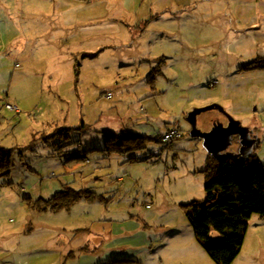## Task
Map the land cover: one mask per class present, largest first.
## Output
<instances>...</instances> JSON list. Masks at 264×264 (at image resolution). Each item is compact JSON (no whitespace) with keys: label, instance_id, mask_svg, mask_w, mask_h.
<instances>
[{"label":"rangeland","instance_id":"1","mask_svg":"<svg viewBox=\"0 0 264 264\" xmlns=\"http://www.w3.org/2000/svg\"><path fill=\"white\" fill-rule=\"evenodd\" d=\"M121 1L72 0L79 20L72 23L52 0H0V149L9 151L8 164L0 163V264H63L76 250L58 244L53 228L68 222L119 226L127 264H217L186 214L185 205L206 195L208 154L186 121L194 108L218 104L255 129L264 164V68L247 66L264 58V39L229 32L235 25L226 17L208 16L212 0L149 23L156 3L142 0L130 10L134 24L119 11L107 19ZM91 8L100 15L89 23ZM15 29L29 38L19 58L9 42ZM121 143L122 151L106 149ZM63 191L88 198L54 211L48 200ZM143 242L154 245L144 261L131 249ZM189 243L194 256L176 255L175 245ZM230 264H264L259 214Z\"/></svg>","mask_w":264,"mask_h":264},{"label":"trees","instance_id":"2","mask_svg":"<svg viewBox=\"0 0 264 264\" xmlns=\"http://www.w3.org/2000/svg\"><path fill=\"white\" fill-rule=\"evenodd\" d=\"M247 66L264 68V58H256ZM75 69H78V65ZM258 145L259 142L252 155L244 161L227 159L217 162L207 155L206 169L203 171L206 179L205 199L185 205L197 241L217 264H230L235 258L251 214L257 213L264 218V164L254 154ZM123 146L122 143L107 145L106 149L122 151ZM233 147L236 152L239 147L237 138H234ZM8 156V150L0 149V163L7 165ZM81 198L88 197L80 192L67 194L63 191L48 201L57 202L52 209L60 211ZM81 231L84 230L75 232Z\"/></svg>","mask_w":264,"mask_h":264},{"label":"crops","instance_id":"3","mask_svg":"<svg viewBox=\"0 0 264 264\" xmlns=\"http://www.w3.org/2000/svg\"><path fill=\"white\" fill-rule=\"evenodd\" d=\"M52 1L54 2V9L57 10L58 14L62 15L66 12L67 16L72 18L73 20L72 23L79 22L78 14H75V21H74V14L73 13L71 14L74 4H71L69 2L72 0H52ZM80 1L90 2L92 0H80ZM100 1L102 0H98V2ZM141 1L142 0H132V1L122 0L121 2L116 3L115 6L111 5L113 11L108 13L107 19L111 17L109 19L111 20L114 16H116L117 11H119L123 17L127 14L132 19V23L134 24L137 19V15L134 16L130 15V10L134 9L135 6H137V3ZM207 1L210 0H184V1L154 0V2L156 3V7H154L155 14L154 16H151V18L147 22L149 23V21L151 20L157 21L160 18H162L165 21L170 20V18H172L173 13L176 11L194 12L197 9L201 8L200 6L201 2L203 3ZM212 1H215L216 5L209 10L211 14L208 16H210L211 18L220 16L222 19L226 17L228 23H233L235 25L233 27L234 30L230 31L229 29V32H234V34L238 37H250V35L255 36L256 34V36L264 39V0H212ZM39 6L42 7L41 5ZM2 7H4V5L0 3V9ZM32 7H28V9L33 10L34 7L33 8ZM208 8L209 7L200 10L206 11ZM114 11L115 14H113ZM98 15L100 14L99 13L97 14V12L95 10H92L91 8L88 11L87 19L85 20H87L89 23L95 22L96 17ZM200 16H205V13L200 12ZM22 18H25V14H22ZM118 23L122 24L119 20ZM26 28L30 29L29 30L30 33H28L30 34L29 36L32 37L33 35L37 34V32L35 33L31 32V30L34 28L33 25L28 26ZM13 32H14V36L11 35L9 40V42H13L10 44V47L11 50L15 52L14 56L16 58H19L23 54V47L25 46L29 38L27 33L23 32L22 34L21 32L16 34L17 32L16 29L13 30ZM131 33L132 32L130 31L129 35ZM23 35L24 37H22ZM131 37L136 38L137 36L132 34ZM253 52H255V55L253 53L242 54L244 60L249 59V57L250 58L256 57L259 51L257 52L253 51ZM253 131L255 134L258 135L260 141L261 135L255 129ZM232 151H235V147L232 149ZM255 156L256 158L259 159V157L256 154ZM90 221L92 224L94 222H97L96 220H90ZM141 224L143 225V223ZM64 225L66 226L60 224L56 228H53L54 234H56V238H57L55 241L62 246H66V248L69 247L71 249H75L76 251H70L67 254L63 255L62 256L64 260L63 264H68V262H71L72 264H127L124 261L126 258L125 259L122 258L124 257L122 256V254L124 253L122 251V248L127 247V245L123 244L124 240L121 239V237L124 236L125 232L124 230L121 231L119 229V226L106 225L104 226L106 228L104 227L92 228L91 225V226H86L85 228H81V227L75 228V226H71L73 224H71L70 222ZM77 229L84 231L75 232L77 231ZM140 229L138 228V230ZM78 236H81V239L79 241H76ZM112 242H115V244H112ZM152 246L154 247V245ZM152 246H148L147 242L146 243L143 242V243H139L138 245H136L131 249L137 250V253H143L142 255H144L143 256L144 257L143 261H144L147 260L146 259L147 256L145 255L146 252L149 250V247ZM196 248L197 247H195L194 243L193 244L189 243L182 247H178L175 245L174 252H177L176 255H179L178 253L185 254L184 250H187L190 251L189 253L187 252V254H189L190 255L189 257H191L194 256V252L195 253L197 252ZM163 261L164 260L162 258H159V264H163L164 263ZM144 263L146 264V262Z\"/></svg>","mask_w":264,"mask_h":264},{"label":"water","instance_id":"4","mask_svg":"<svg viewBox=\"0 0 264 264\" xmlns=\"http://www.w3.org/2000/svg\"><path fill=\"white\" fill-rule=\"evenodd\" d=\"M216 110L222 114L227 123H214L210 130L202 131L197 127V116L201 113ZM186 121L190 125L189 135L202 141V147L214 161L227 159L244 161L249 158L259 137L251 127L243 126L240 121L229 116L223 107L211 104L202 108H194L186 115ZM234 138H237L238 150L232 151Z\"/></svg>","mask_w":264,"mask_h":264},{"label":"flooded vegetation","instance_id":"5","mask_svg":"<svg viewBox=\"0 0 264 264\" xmlns=\"http://www.w3.org/2000/svg\"><path fill=\"white\" fill-rule=\"evenodd\" d=\"M210 112L201 113L197 116V127L202 131L210 130L212 125L217 122H222L224 123V125H226L227 123V121L224 118H222V116L217 114L211 115ZM233 148L234 147L232 146L231 150Z\"/></svg>","mask_w":264,"mask_h":264},{"label":"built area","instance_id":"6","mask_svg":"<svg viewBox=\"0 0 264 264\" xmlns=\"http://www.w3.org/2000/svg\"><path fill=\"white\" fill-rule=\"evenodd\" d=\"M6 108L9 109V110H15V111H17V108L15 106L10 105V104H7L6 105ZM175 133H176L175 131H172L171 133H169V135H166L163 138V141H166V140H169V139L173 138L175 136ZM176 135H177V133H176Z\"/></svg>","mask_w":264,"mask_h":264}]
</instances>
